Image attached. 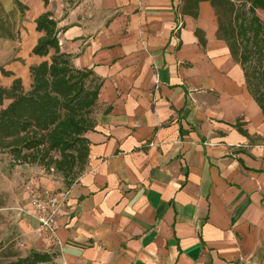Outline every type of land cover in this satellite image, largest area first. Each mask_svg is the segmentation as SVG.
Wrapping results in <instances>:
<instances>
[{"label": "crops", "instance_id": "1", "mask_svg": "<svg viewBox=\"0 0 264 264\" xmlns=\"http://www.w3.org/2000/svg\"><path fill=\"white\" fill-rule=\"evenodd\" d=\"M18 1L26 11L0 86L20 79L28 90L29 67L49 60L52 51L31 54L45 12L60 51L101 81L87 166L55 241L27 214L26 191H64L61 179L3 162L0 182L19 187L13 223L25 249H55V264H264V121L210 4L192 18L180 0Z\"/></svg>", "mask_w": 264, "mask_h": 264}, {"label": "trees", "instance_id": "2", "mask_svg": "<svg viewBox=\"0 0 264 264\" xmlns=\"http://www.w3.org/2000/svg\"><path fill=\"white\" fill-rule=\"evenodd\" d=\"M7 12L0 3V39L15 41L26 11L18 0H11ZM46 5L48 0H42ZM179 13L196 18L198 4L208 2L213 9L216 37L223 41L231 58L239 65L249 96L259 107L264 121V23L257 11L264 12V0H180ZM41 33L31 54L48 61L29 67L31 84L24 90L20 79L8 88L0 86V153L15 166H36L61 179L65 190L84 172L89 153L85 135L94 130L95 111L101 81L89 69H77L70 55L59 49V29L51 13L35 21ZM195 35L200 38L199 31ZM0 74L11 73L0 67ZM235 128L248 137L242 124ZM0 241V253L2 252ZM13 260L5 264L51 263L55 254L30 250L25 257L5 252ZM58 256V253H57Z\"/></svg>", "mask_w": 264, "mask_h": 264}, {"label": "rangeland", "instance_id": "3", "mask_svg": "<svg viewBox=\"0 0 264 264\" xmlns=\"http://www.w3.org/2000/svg\"><path fill=\"white\" fill-rule=\"evenodd\" d=\"M258 16L264 23V12H259ZM16 21L20 26L21 21L18 22L17 17H16ZM14 51H16V49L14 48L13 44L0 39V65L4 61H6L9 58V55H11V53ZM6 159H8V157L5 154L0 153V164L2 168L0 170V174L3 175V177L5 178L9 177L8 174L10 173V167L3 164L4 160ZM44 174L53 175L52 173H45V172ZM18 188L19 187L17 186L15 187V185L13 186L5 180H2L0 182V241L2 243V249H1L2 252L0 253V264H5L6 262L13 260L12 258L4 257L3 253L5 252H9V251L16 252L20 257H25L29 252L25 249L24 243L19 235V232L13 223L14 222L13 211L16 210L13 206L14 204L13 202L15 201L14 198L16 196H19ZM39 252H43V251H39ZM48 252L50 254H55V256L51 263H46V264H55L58 252L55 249H52Z\"/></svg>", "mask_w": 264, "mask_h": 264}, {"label": "built area", "instance_id": "4", "mask_svg": "<svg viewBox=\"0 0 264 264\" xmlns=\"http://www.w3.org/2000/svg\"><path fill=\"white\" fill-rule=\"evenodd\" d=\"M68 196V190L53 192L36 187L27 191V214L37 222L40 233L49 241H55L56 217Z\"/></svg>", "mask_w": 264, "mask_h": 264}]
</instances>
